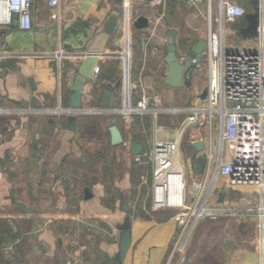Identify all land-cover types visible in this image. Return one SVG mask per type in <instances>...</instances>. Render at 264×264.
<instances>
[{
	"label": "crops",
	"instance_id": "crops-1",
	"mask_svg": "<svg viewBox=\"0 0 264 264\" xmlns=\"http://www.w3.org/2000/svg\"><path fill=\"white\" fill-rule=\"evenodd\" d=\"M115 12V31L95 79L83 85L76 128L68 129L73 79ZM140 15L148 17L147 28H135ZM186 15L188 35L181 40ZM245 16L241 49L224 38L231 51L264 43V34L246 31ZM33 20L30 30L0 26V264H264V192L233 184L215 163L208 172L206 121L185 130L177 153L184 208H154L152 164L136 161L156 141L176 139L187 110L204 104L208 65L205 78L196 72L200 63L192 84L176 88L165 82L164 57L171 29L181 54L207 39L208 0H168L164 12L151 0H61L59 8L35 0ZM145 93L158 95L159 107L178 111L158 117L120 112ZM113 124L123 143H112ZM196 141L204 147H194ZM134 144L141 145L139 153ZM232 156L227 145V160ZM206 175L208 206L223 211L199 217L176 249L180 214L196 195L194 181ZM171 184L176 194L179 182Z\"/></svg>",
	"mask_w": 264,
	"mask_h": 264
},
{
	"label": "built area",
	"instance_id": "built-area-1",
	"mask_svg": "<svg viewBox=\"0 0 264 264\" xmlns=\"http://www.w3.org/2000/svg\"><path fill=\"white\" fill-rule=\"evenodd\" d=\"M34 1L0 0V26H11L17 20L20 29L30 30L34 22ZM47 1L51 7H60L61 0ZM187 1L195 3L196 0ZM241 1L219 0L216 11L213 0H208V85L204 104L187 110L176 139H160L152 150L136 156L137 162L152 164L153 206L156 209L185 207L186 183L176 157L185 130L204 121L209 127L211 143L208 172L215 163L220 173L229 177L233 184H253L264 192V43L261 42L258 50L231 51L225 47L224 39L227 23H234L246 14ZM167 3L168 0H151L162 12ZM259 30L263 36L264 25ZM62 55L60 49L57 56L61 58ZM159 99L156 94L145 93L136 106L122 108L120 112L124 115L152 113L158 117L165 112L178 111L159 107ZM227 145L233 150L230 160H227ZM172 179L181 184L179 194L172 192ZM208 183V175L193 183L196 195L190 208L180 214L183 228L176 249H181L185 236L199 217H217L223 211L208 206Z\"/></svg>",
	"mask_w": 264,
	"mask_h": 264
},
{
	"label": "water",
	"instance_id": "water-1",
	"mask_svg": "<svg viewBox=\"0 0 264 264\" xmlns=\"http://www.w3.org/2000/svg\"><path fill=\"white\" fill-rule=\"evenodd\" d=\"M251 4L253 11L246 14V20L248 23L246 31L250 33L251 36H260L259 28L264 25V2L262 0H248ZM106 27L104 33L97 36L96 41L89 50V53L84 54V59L81 66L78 69V73L73 79V84L70 92V107L71 110L68 112L67 118V128L75 129L77 124V114L76 109L81 107L82 103V90L83 85L89 79H95L96 68L99 63V56L102 54L107 40L110 34L115 31L117 23L118 12H115ZM17 25V20L14 21ZM134 26L137 29H144L149 26V19L146 16L140 15L134 22ZM120 32V30H118ZM177 30L171 29L168 32L167 37V53L164 57V61L167 63V75L166 84L172 87H182L183 85H191V73L194 68L200 65L201 61L207 59V40L200 39L192 46H186L183 54L179 53L176 43ZM204 100L207 97V89H205L200 95ZM34 100V98H33ZM107 103V101H106ZM53 120V119H52ZM110 132L112 135V143L120 144L123 143V136L118 126L113 124L110 127ZM194 147L200 149L204 147V141H196ZM135 153H139L141 150L140 144H134L132 146ZM220 201L223 200V194L220 193Z\"/></svg>",
	"mask_w": 264,
	"mask_h": 264
},
{
	"label": "rangeland",
	"instance_id": "rangeland-1",
	"mask_svg": "<svg viewBox=\"0 0 264 264\" xmlns=\"http://www.w3.org/2000/svg\"><path fill=\"white\" fill-rule=\"evenodd\" d=\"M241 2H242V4L245 7L246 14L253 11V8H252L251 4L248 1L242 0ZM213 4H214V7L216 8V11H218L219 0H213ZM185 10H186V8H185ZM182 20H183V22H182V24H180V25H182V28H183V32L181 33V36H180V39L181 40L187 38V35H188L187 34V26L188 25H186L187 22H185V21L188 20V15H186ZM243 26H244V19H242V17L239 20H237L236 22H234V23H227V25H226L227 31H226L225 36L227 38V41L230 43V42H232L234 40L236 42L235 45H237L236 49H241L240 48V46H241V42L240 41H241L242 35H241V33H240L239 30ZM230 29H234L237 32L236 35H231L228 32ZM205 35H206V32H205ZM202 39H206V36L203 37ZM207 65H208V63L206 62V60H203V61H201V66L202 67L200 66V67H197L196 68V72L197 73H201V75H203L204 78L206 77V73L204 71V68ZM189 136H190V133L189 132L185 133V135H184V141H187V139H188Z\"/></svg>",
	"mask_w": 264,
	"mask_h": 264
},
{
	"label": "bare ground",
	"instance_id": "bare-ground-1",
	"mask_svg": "<svg viewBox=\"0 0 264 264\" xmlns=\"http://www.w3.org/2000/svg\"><path fill=\"white\" fill-rule=\"evenodd\" d=\"M176 167L179 169L180 167L178 166V164H176ZM180 188H181V184H180V182H179V184H177V186H176V190H175V192H176V194H179L180 193ZM180 196V195H179Z\"/></svg>",
	"mask_w": 264,
	"mask_h": 264
}]
</instances>
